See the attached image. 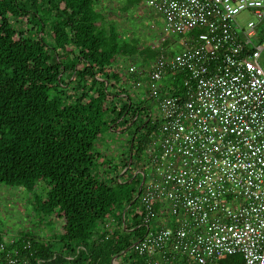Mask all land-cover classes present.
I'll return each instance as SVG.
<instances>
[{
	"label": "trees",
	"instance_id": "obj_1",
	"mask_svg": "<svg viewBox=\"0 0 264 264\" xmlns=\"http://www.w3.org/2000/svg\"><path fill=\"white\" fill-rule=\"evenodd\" d=\"M98 3L0 0V181L37 192L48 180L47 197L36 195L37 210L59 221L53 240L27 233L5 244L0 236V264H9L7 253L16 264H112L118 254L119 264H148L147 256L126 250L146 231L138 165L158 123L145 101L134 106L127 85L138 76L126 73L119 58L152 62L162 50L125 41ZM258 32L262 43L264 23ZM168 87L180 94L183 75L172 76ZM122 124L135 130L115 164L95 152L96 141ZM234 263L242 256L220 262Z\"/></svg>",
	"mask_w": 264,
	"mask_h": 264
},
{
	"label": "built area",
	"instance_id": "obj_2",
	"mask_svg": "<svg viewBox=\"0 0 264 264\" xmlns=\"http://www.w3.org/2000/svg\"><path fill=\"white\" fill-rule=\"evenodd\" d=\"M145 1L182 46L161 49L146 82L137 65L126 71L147 87L158 123L138 195L146 231L132 248L148 264H220L229 255L264 264V0ZM246 11L257 21L244 26ZM177 74L180 94L165 82Z\"/></svg>",
	"mask_w": 264,
	"mask_h": 264
},
{
	"label": "rangeland",
	"instance_id": "obj_3",
	"mask_svg": "<svg viewBox=\"0 0 264 264\" xmlns=\"http://www.w3.org/2000/svg\"><path fill=\"white\" fill-rule=\"evenodd\" d=\"M97 8L105 14L109 25L117 26L125 41L136 42L142 48L149 46L165 49L169 54L178 52L182 46L181 42L175 38L165 36L163 17L150 8L145 0H99ZM238 19L244 26L251 20L257 21L256 17L248 11L242 12ZM119 62L125 72L131 65H137L142 71V79L146 82L147 79L145 78L155 60L145 62L141 57H120ZM261 63L264 67V52ZM137 79L136 76H133L127 85L134 100V106L145 101L146 105L152 108L155 116L156 106L146 96L147 87H140L135 84L134 81ZM165 82L169 85L168 79ZM122 126L123 130H109L96 141L95 152L108 156L115 164H119L122 160L121 156L128 152L129 140L135 130L134 125L127 127L126 124H122ZM138 168L144 170V173L139 174L143 179L145 177L144 181H146L148 174H150V167L145 159L141 161ZM50 189L48 180L40 182L37 192H31L21 185H10L0 181V236L5 244H9L19 238L21 234L27 233L40 236L45 240L55 238L58 234V219L53 215L39 213L36 205V195L37 198L44 199ZM125 217L129 222L131 212H125ZM116 264H119L117 259Z\"/></svg>",
	"mask_w": 264,
	"mask_h": 264
},
{
	"label": "water",
	"instance_id": "obj_4",
	"mask_svg": "<svg viewBox=\"0 0 264 264\" xmlns=\"http://www.w3.org/2000/svg\"><path fill=\"white\" fill-rule=\"evenodd\" d=\"M133 145V144H132ZM132 158V157H131ZM144 180H145V177H144V179H143V181H142V183H141V185H140V189H139V193L141 192V188H142V186H143V184H144ZM139 195V194H138ZM135 201V200H134ZM130 206V205H129ZM128 206V207H129ZM125 212H126V210H125ZM125 212H124V214H125ZM125 223V222H124ZM132 247H133V245L131 246V247H129L126 251H128V250H131L132 249ZM125 251H123L122 253H124ZM118 256H119V254L118 255H116L114 258H113V261H112V264H116V259L118 258Z\"/></svg>",
	"mask_w": 264,
	"mask_h": 264
},
{
	"label": "crops",
	"instance_id": "obj_5",
	"mask_svg": "<svg viewBox=\"0 0 264 264\" xmlns=\"http://www.w3.org/2000/svg\"><path fill=\"white\" fill-rule=\"evenodd\" d=\"M148 77V76H147ZM147 77L145 79H147Z\"/></svg>",
	"mask_w": 264,
	"mask_h": 264
}]
</instances>
